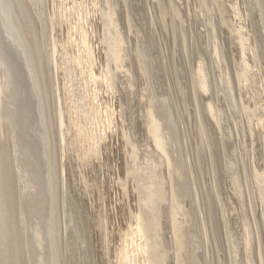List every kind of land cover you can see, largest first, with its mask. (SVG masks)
<instances>
[{
  "label": "bare ground",
  "instance_id": "bare-ground-1",
  "mask_svg": "<svg viewBox=\"0 0 264 264\" xmlns=\"http://www.w3.org/2000/svg\"><path fill=\"white\" fill-rule=\"evenodd\" d=\"M0 264H264V0H0Z\"/></svg>",
  "mask_w": 264,
  "mask_h": 264
}]
</instances>
